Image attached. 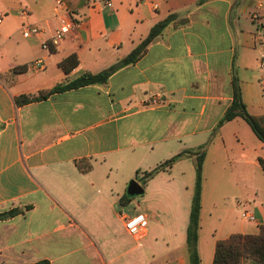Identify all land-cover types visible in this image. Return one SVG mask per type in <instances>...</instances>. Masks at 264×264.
Returning <instances> with one entry per match:
<instances>
[{"label":"crops","instance_id":"obj_1","mask_svg":"<svg viewBox=\"0 0 264 264\" xmlns=\"http://www.w3.org/2000/svg\"><path fill=\"white\" fill-rule=\"evenodd\" d=\"M201 1L76 0L72 16L81 27L44 50L60 24L53 0H0V215L20 212L0 218V264H188L184 214L190 217L194 158L141 185L143 199L124 196L135 173L203 147L201 264H213L218 241L264 226V205L249 204L258 224L235 230L214 223L231 187L262 180L264 172V143L243 119L216 131L235 85L248 111L264 115V0ZM171 14L188 24L156 38L107 84L16 104L109 69ZM26 24L45 34L23 38ZM72 55L78 67L65 74L60 63ZM154 93L165 105L143 108ZM123 214L147 217L142 239L127 233Z\"/></svg>","mask_w":264,"mask_h":264},{"label":"trees","instance_id":"obj_2","mask_svg":"<svg viewBox=\"0 0 264 264\" xmlns=\"http://www.w3.org/2000/svg\"><path fill=\"white\" fill-rule=\"evenodd\" d=\"M68 9L74 13L76 0H63ZM207 0H202L205 2ZM188 24L187 19H180L178 14H171L165 20L159 22L153 27L150 34L142 43L127 57L121 59L117 64L109 69L98 73H85L74 80L61 83L54 88L46 91H41L38 94L23 95L15 99L18 106H24L31 103L39 102L48 97L63 93L73 89H79L91 85H105L109 79L117 71L127 66L137 63L147 51L150 44L166 31L178 29ZM61 69L65 74H69L78 67V60L75 55H72L60 63ZM26 68H21L20 71L25 72ZM236 118L243 119L251 128L256 137L264 143V115H252L246 104L243 101L241 90L237 85L234 87L233 102L219 122L216 131H218L226 123H229ZM206 157V147L199 151H184L183 153L161 163L156 168L144 173V185L155 178L161 172L169 171L178 161L184 158H194L196 168V180L194 196L187 228V261L188 264H201V259L198 253V239L202 209V190H203V163ZM260 165L264 169L263 160H259ZM81 168V166H80ZM136 197H131L125 194L124 199L131 200ZM124 199L121 201L124 204ZM20 213L18 210L0 215V218L12 217ZM36 264H50L47 261ZM213 264H264V226L259 227L255 234H236L225 240H220L216 244L215 257Z\"/></svg>","mask_w":264,"mask_h":264},{"label":"built area","instance_id":"obj_3","mask_svg":"<svg viewBox=\"0 0 264 264\" xmlns=\"http://www.w3.org/2000/svg\"><path fill=\"white\" fill-rule=\"evenodd\" d=\"M54 2V12L57 18H60L59 27L54 31L49 41L43 42V49L50 50L52 47H58L68 35L76 32L81 27L82 21L80 19H75L72 16V12L68 9L67 5L63 0H53ZM105 5L108 7H112L111 1H106ZM257 19V16L254 17ZM2 19L0 18V23ZM21 34L23 38H41L45 34V30L38 25H23L21 28ZM260 49L262 52L260 59V69L264 75V41L260 44ZM43 62H38L35 64V69H42ZM261 85L264 93V77L261 81ZM165 105V100L161 93L152 94L149 99L143 103L142 107L145 109L148 108H156ZM124 220V226L127 233L135 239H142L145 236L146 229L148 227V219L143 214H138L136 216H127L125 214L122 215ZM243 219L250 223L258 224V220L256 219L254 213L247 209L243 214Z\"/></svg>","mask_w":264,"mask_h":264},{"label":"rangeland","instance_id":"obj_4","mask_svg":"<svg viewBox=\"0 0 264 264\" xmlns=\"http://www.w3.org/2000/svg\"><path fill=\"white\" fill-rule=\"evenodd\" d=\"M0 16H2V8L0 9ZM179 172L180 170H175L174 175L183 176ZM144 173V171L135 173L132 180H135L137 183L143 186L145 180ZM260 175L262 177V180L258 179L255 182L240 183V185L237 187H231V191L229 193L230 199L219 203V215L214 221L217 229H219L224 222L227 223V227L235 230H240V227L242 225L253 226V223L247 222L243 219V214L248 208H250L249 205H251V207L253 205H264V201H260L259 199L264 198V172ZM185 178H187V174L185 175ZM257 194L260 196L259 198L257 197ZM143 196L144 195L138 196L136 197V199L141 200L143 199ZM192 200L193 199H190V201H188L189 204L191 203V206ZM184 215L187 221H189V213H186Z\"/></svg>","mask_w":264,"mask_h":264},{"label":"water","instance_id":"obj_5","mask_svg":"<svg viewBox=\"0 0 264 264\" xmlns=\"http://www.w3.org/2000/svg\"><path fill=\"white\" fill-rule=\"evenodd\" d=\"M145 193L144 188L137 183L135 180H132L129 185H128V189H127V194L131 197H137V196H141Z\"/></svg>","mask_w":264,"mask_h":264}]
</instances>
